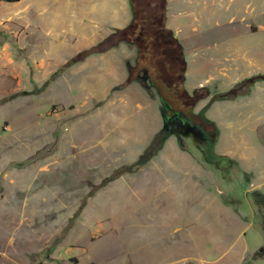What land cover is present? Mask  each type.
<instances>
[{
    "label": "rangeland",
    "instance_id": "rangeland-1",
    "mask_svg": "<svg viewBox=\"0 0 264 264\" xmlns=\"http://www.w3.org/2000/svg\"><path fill=\"white\" fill-rule=\"evenodd\" d=\"M131 20L129 0L1 2L0 264H264V80L237 88L264 74V0H167L186 88L210 92L189 109L127 83L134 46L82 58ZM160 97L206 140L102 185L166 126Z\"/></svg>",
    "mask_w": 264,
    "mask_h": 264
},
{
    "label": "trees",
    "instance_id": "trees-1",
    "mask_svg": "<svg viewBox=\"0 0 264 264\" xmlns=\"http://www.w3.org/2000/svg\"><path fill=\"white\" fill-rule=\"evenodd\" d=\"M2 1L18 2L20 0H0V4ZM129 4L132 11L131 22L125 28L116 29L104 46L84 52L81 55L82 58L93 52H102L121 42L134 46L137 49L138 62L136 67L129 66L127 83L137 82L151 98H154L155 94H158L155 84L160 82L170 91L176 93L184 107L187 109L194 108L199 101L209 96L210 92L206 87L197 89L194 93H190L186 88L188 63L181 41L167 27V0H129ZM261 80H264V74L249 77L239 86H236L239 89L243 83H246L251 88L257 81ZM123 87L124 85H120L114 90ZM238 96L240 94L234 93L232 90L218 97H213L199 114L193 113V118L200 117L203 118L202 121H209L206 118V112L215 100L234 99ZM161 100L164 105L162 115L168 122L167 111L172 109L167 106L166 100L162 98ZM190 120L194 122V119ZM171 136L170 127L166 123V126L155 134L149 146L135 163L117 170L112 176L103 180L101 184L105 185L124 173H134L149 164L164 148ZM258 251L261 253L262 249L260 248Z\"/></svg>",
    "mask_w": 264,
    "mask_h": 264
},
{
    "label": "water",
    "instance_id": "water-1",
    "mask_svg": "<svg viewBox=\"0 0 264 264\" xmlns=\"http://www.w3.org/2000/svg\"><path fill=\"white\" fill-rule=\"evenodd\" d=\"M170 107L169 105H167ZM168 126L171 128V135L179 134L183 136H190L193 135L195 139H199L198 132L195 129H192V133H187L190 129L191 124L189 122L184 123L183 120L179 117V114L175 113L172 117L169 118L167 122Z\"/></svg>",
    "mask_w": 264,
    "mask_h": 264
},
{
    "label": "flooded vegetation",
    "instance_id": "flooded-vegetation-1",
    "mask_svg": "<svg viewBox=\"0 0 264 264\" xmlns=\"http://www.w3.org/2000/svg\"><path fill=\"white\" fill-rule=\"evenodd\" d=\"M171 111H172V113L170 114V116L168 117V119H169L170 117H172L175 113H177V114H179V117L183 120L184 123L189 122V123L191 124L192 127H190V129L187 131V133H192V131H190V130H192V129L197 130L196 127H195V123L192 122L190 119H188L187 117H185L184 115H182V114L179 113L178 111H173V110H171ZM166 123H167V121L165 120V125H166ZM170 130H171V128H170ZM197 132H198V131H197ZM192 136H193V135L186 136V137H191V138L193 139L194 136H193V137H192ZM198 136H199V139H200L201 141L206 140L205 135H202V134H200L199 132H198Z\"/></svg>",
    "mask_w": 264,
    "mask_h": 264
},
{
    "label": "crops",
    "instance_id": "crops-1",
    "mask_svg": "<svg viewBox=\"0 0 264 264\" xmlns=\"http://www.w3.org/2000/svg\"><path fill=\"white\" fill-rule=\"evenodd\" d=\"M172 137H173V136H172ZM169 140H170V139H169ZM169 140H168V141H169ZM165 146H166V145H165ZM165 146H164V147H165ZM163 149H164V148H163ZM163 149H162V150H163ZM162 150H161V151H162Z\"/></svg>",
    "mask_w": 264,
    "mask_h": 264
}]
</instances>
